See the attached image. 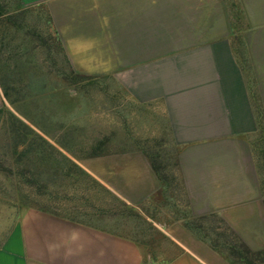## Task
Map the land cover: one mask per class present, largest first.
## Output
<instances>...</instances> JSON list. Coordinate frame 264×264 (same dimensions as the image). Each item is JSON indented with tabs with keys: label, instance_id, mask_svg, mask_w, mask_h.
I'll use <instances>...</instances> for the list:
<instances>
[{
	"label": "crops",
	"instance_id": "crops-1",
	"mask_svg": "<svg viewBox=\"0 0 264 264\" xmlns=\"http://www.w3.org/2000/svg\"><path fill=\"white\" fill-rule=\"evenodd\" d=\"M18 1L46 12L74 71L112 76L138 112V138L171 152L190 215H215L263 250L264 0ZM126 158L138 199L159 193L146 157ZM188 220L161 228L189 231ZM180 245L165 264H230L201 241ZM0 264L155 261L135 240L27 207L0 243Z\"/></svg>",
	"mask_w": 264,
	"mask_h": 264
},
{
	"label": "rangeland",
	"instance_id": "rangeland-1",
	"mask_svg": "<svg viewBox=\"0 0 264 264\" xmlns=\"http://www.w3.org/2000/svg\"><path fill=\"white\" fill-rule=\"evenodd\" d=\"M15 4L0 0V243L24 208L55 206L58 213H85L75 219L137 241L155 264L181 253L182 242L195 239L210 247L207 229L161 228L174 218L199 217L190 215L181 193L175 200L158 192L138 199L143 185L130 181L124 157L146 147L152 153L163 140L138 138V112L112 76L69 69L46 12ZM67 169L72 174L65 177ZM100 209L104 215H97Z\"/></svg>",
	"mask_w": 264,
	"mask_h": 264
},
{
	"label": "trees",
	"instance_id": "trees-1",
	"mask_svg": "<svg viewBox=\"0 0 264 264\" xmlns=\"http://www.w3.org/2000/svg\"><path fill=\"white\" fill-rule=\"evenodd\" d=\"M15 8L18 10L24 9L21 7L20 1L18 0H16ZM1 15H2V9L0 7V16ZM11 20H9V22H11ZM49 24H50V20H49ZM53 39H54V36H50L48 39L52 46L54 45ZM57 40H58L57 48L61 51V53H63L62 55L65 60V63L67 67L70 69L71 65L68 59H66L67 56L64 54L62 43L59 38H57ZM19 125L21 127L25 126L23 125V123H19ZM26 133L31 135V132H29L28 130L26 131ZM20 141H21V137L19 136L16 139V142L19 143ZM258 142L264 145V134L260 136ZM161 144L162 142L160 144H157L154 147V149L160 147ZM158 150L156 149L155 151L151 153V149L149 150L147 147L139 149V151L146 157V159L150 163L151 169L156 174L157 179L159 180V183H160L159 193L162 194L164 198L175 200L176 195L180 192V184L178 182H175L170 172L172 170V167L176 166V163L172 162L170 158L166 156V153H162L163 152L162 150L160 151ZM262 154L264 155V150ZM262 168L264 170V164ZM69 173L72 174L67 169L64 176L68 177ZM81 173L83 174V172ZM56 174H58V172H56ZM263 189H264V181H263ZM71 199H74V197L72 196L70 198H64L60 200H71ZM52 200L56 201L57 197L55 198L53 197ZM263 205H264V200H263ZM53 207L55 206L48 207V208H45V207L35 208V209L65 218L73 222L81 223V224L95 227V228H100V227L94 226L91 222H89L90 219L87 221L75 219L77 215H80L82 218L88 217L87 214L85 213H79L76 211L70 212L69 214H66L60 211H59L60 213H58ZM56 208H58V206H56ZM96 213L97 215L99 214L104 215L105 211L100 209V210H97ZM214 223H218L217 225L218 227H213ZM185 225L191 231L202 232L203 230L207 229L210 233L212 232V237H209L210 235L208 236L206 234L204 235V237L208 239L211 249H213L215 252L222 254L229 261L230 264H264V249L260 251L251 250L232 230H230L227 227V225L222 220L218 219L215 215L199 216L194 222L192 221L186 222ZM205 226L208 228H204ZM100 229H103V228H100ZM103 230H106V229H103ZM213 231H216V232H213ZM112 233H115V232H112Z\"/></svg>",
	"mask_w": 264,
	"mask_h": 264
}]
</instances>
